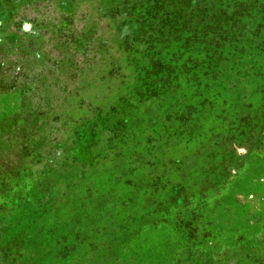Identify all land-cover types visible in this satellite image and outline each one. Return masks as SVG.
Returning a JSON list of instances; mask_svg holds the SVG:
<instances>
[{"label":"rangeland","instance_id":"1","mask_svg":"<svg viewBox=\"0 0 264 264\" xmlns=\"http://www.w3.org/2000/svg\"><path fill=\"white\" fill-rule=\"evenodd\" d=\"M0 264H264V0H0Z\"/></svg>","mask_w":264,"mask_h":264}]
</instances>
